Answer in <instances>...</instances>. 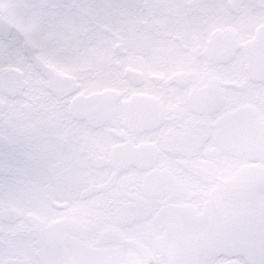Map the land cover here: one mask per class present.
I'll use <instances>...</instances> for the list:
<instances>
[{
    "label": "flooded vegetation",
    "instance_id": "1",
    "mask_svg": "<svg viewBox=\"0 0 264 264\" xmlns=\"http://www.w3.org/2000/svg\"><path fill=\"white\" fill-rule=\"evenodd\" d=\"M214 2L145 17L148 44L108 47L92 83L88 52L50 65L21 47L46 96L0 71V264H43L48 226L85 241L97 195L115 209L101 264H259L228 223L264 208V0ZM16 144L34 155L20 174L1 154Z\"/></svg>",
    "mask_w": 264,
    "mask_h": 264
},
{
    "label": "rangeland",
    "instance_id": "2",
    "mask_svg": "<svg viewBox=\"0 0 264 264\" xmlns=\"http://www.w3.org/2000/svg\"><path fill=\"white\" fill-rule=\"evenodd\" d=\"M192 1L0 0V15L12 24L9 36L0 35V71L12 68L18 70L23 80L22 93L28 99L39 93L46 96L45 87L39 86L40 76L36 67L31 65L29 56L21 49L25 46L32 47L33 56L47 60L50 65L56 56L60 62L71 63L76 55L88 52L91 65L87 67L89 71L84 76L89 79L102 77L94 74L105 67L103 63L108 61L105 58L107 54L102 53H107L108 47L148 44V39L141 30L146 25L145 17H208L207 10L221 6L215 0H202L200 4ZM191 4L196 5V11L198 8L204 10V14L192 11ZM44 100L43 104H48L45 98ZM11 110L13 114H19L15 105ZM14 124L18 125V121L13 122ZM1 154L11 159L10 164H7L10 172L19 174L22 171L21 163L29 165L34 156L17 144L2 150ZM16 162L17 165L14 164ZM107 196L108 209L100 205L103 199L100 195L84 204L91 222L85 241L65 237L60 241L55 240L53 244V231L48 226L42 238L45 255L43 264H101L99 254L102 252L95 242L102 228L112 226L115 213L110 205V197Z\"/></svg>",
    "mask_w": 264,
    "mask_h": 264
},
{
    "label": "water",
    "instance_id": "3",
    "mask_svg": "<svg viewBox=\"0 0 264 264\" xmlns=\"http://www.w3.org/2000/svg\"><path fill=\"white\" fill-rule=\"evenodd\" d=\"M11 30L12 24L0 15V35L2 37H7ZM228 226L231 227L230 229L234 228L235 237L250 239V241L247 240L246 246L249 248L248 253L251 259H254L259 264H264V208L240 214L233 221L228 223ZM217 228H222V226L218 224L212 226L202 232L198 238L206 240L213 238ZM204 246L208 248L209 251H203L202 249ZM197 248L200 253H205V255L208 256L212 254V244H199Z\"/></svg>",
    "mask_w": 264,
    "mask_h": 264
}]
</instances>
